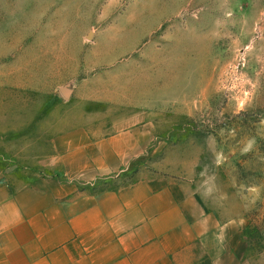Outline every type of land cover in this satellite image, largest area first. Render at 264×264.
<instances>
[{"label": "rangeland", "instance_id": "1", "mask_svg": "<svg viewBox=\"0 0 264 264\" xmlns=\"http://www.w3.org/2000/svg\"><path fill=\"white\" fill-rule=\"evenodd\" d=\"M76 125L147 136L89 190L188 181L264 264V0H0V170L60 176Z\"/></svg>", "mask_w": 264, "mask_h": 264}, {"label": "crops", "instance_id": "2", "mask_svg": "<svg viewBox=\"0 0 264 264\" xmlns=\"http://www.w3.org/2000/svg\"><path fill=\"white\" fill-rule=\"evenodd\" d=\"M146 137L123 130L94 138L76 125L49 144L47 165L52 156L60 176L16 182L1 169L0 264H259L241 240L229 242L227 217L188 181L85 187L126 169Z\"/></svg>", "mask_w": 264, "mask_h": 264}, {"label": "clouds", "instance_id": "3", "mask_svg": "<svg viewBox=\"0 0 264 264\" xmlns=\"http://www.w3.org/2000/svg\"><path fill=\"white\" fill-rule=\"evenodd\" d=\"M253 142L249 141L247 146L245 147L244 151L247 152L252 147ZM219 163V161H217Z\"/></svg>", "mask_w": 264, "mask_h": 264}]
</instances>
